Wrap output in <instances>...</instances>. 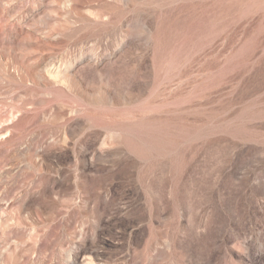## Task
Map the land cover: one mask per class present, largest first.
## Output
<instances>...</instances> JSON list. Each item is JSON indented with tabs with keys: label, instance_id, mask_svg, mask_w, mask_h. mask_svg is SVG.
<instances>
[{
	"label": "rangeland",
	"instance_id": "obj_1",
	"mask_svg": "<svg viewBox=\"0 0 264 264\" xmlns=\"http://www.w3.org/2000/svg\"><path fill=\"white\" fill-rule=\"evenodd\" d=\"M0 264H264V0H0Z\"/></svg>",
	"mask_w": 264,
	"mask_h": 264
}]
</instances>
